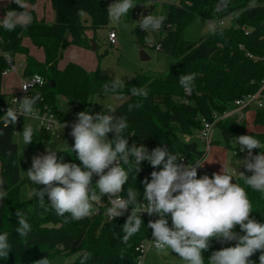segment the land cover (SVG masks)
I'll use <instances>...</instances> for the list:
<instances>
[{
    "label": "trees",
    "instance_id": "obj_1",
    "mask_svg": "<svg viewBox=\"0 0 264 264\" xmlns=\"http://www.w3.org/2000/svg\"><path fill=\"white\" fill-rule=\"evenodd\" d=\"M55 20L48 23L39 18L34 9L36 0H27L30 8L26 11L32 16L27 27L17 26L14 31H6L0 26V190L7 193L0 202V234L7 232L11 251L7 258H0V264H36L47 258L49 264L61 255H75L68 264H82L85 253L88 260L84 264H138L140 243L152 235L147 221L139 232L124 243L122 230L128 217H117L108 221L102 216L72 220L69 214L59 217L53 210L41 208L37 197L28 200L20 197L21 171L18 159L19 147L14 141L16 126H5L4 115L10 107V96L2 90L3 71L8 67L7 56L13 60L17 55L25 56L24 77L40 74L44 84L34 88L28 95L40 96L34 108L50 111L65 122L58 103V96H64L74 104L75 116L81 111H90L93 98L97 94L123 95L126 98L113 116L126 118L128 127L123 135L127 137L129 147L143 145L149 153L156 147L166 148L179 158L185 157L188 162L196 163L203 156L204 150L196 138L186 141V135H195L203 127V120L213 121L215 115H221L234 107L236 99L250 93H256L264 78V0H178L163 3L155 16L166 19L159 31H143L138 23L141 17L134 18L137 26L134 33L141 50L150 39V33L157 32L158 43L168 62L176 60L177 65L169 68L165 76H156L150 72L136 73L123 88L111 90L114 80L100 70L89 71L75 62H69L64 68L59 67L63 52L68 44L91 48L95 32L109 24L107 9L110 4L105 0H50ZM146 0H133L135 5ZM11 9L24 11L19 5L11 2ZM83 13L82 15L80 13ZM133 12V9H132ZM89 17H87V16ZM196 17L205 20H230V25L217 30L208 37L192 41L184 38V28ZM93 31L94 37L88 35ZM70 33V41L67 33ZM29 38L34 45L42 48L45 60H38L24 43ZM157 43V44H158ZM195 73L194 87L191 94L185 92L179 83L181 75ZM109 91L105 92V85ZM145 88L147 98L131 95V88ZM139 104V107H135ZM129 105H133L129 110ZM254 124L262 128L254 132L247 129L245 119L225 118L217 122L229 151L239 149L235 137L252 135L264 144V108L255 110ZM73 125V123L71 124ZM215 127V128H216ZM39 136L49 139L52 132L41 130ZM33 134L30 150L34 151ZM108 138H114L109 133ZM214 142V141H213ZM202 144V143H201ZM74 142L58 154L65 163H76V154L71 151ZM262 149H253V156ZM178 160L177 163H180ZM82 166V165H81ZM163 165L153 168L148 161H142L141 171L129 173L121 196L127 199V190L132 188L139 195L137 203L143 199L144 181L151 180L153 171L162 170ZM213 170L198 174V177H212ZM246 176L252 175L243 167ZM95 175L93 176V183ZM235 183L244 187L252 203L250 218L264 223V193L256 192L247 186L239 176ZM39 187V186H34ZM43 187V186H40ZM47 200V196H45ZM133 204L130 206L137 205ZM21 211L27 217L32 231L27 237H21L16 228ZM240 235L237 225L234 229ZM236 241L220 243L213 239L207 251L203 252L204 264L214 251L235 246ZM260 252L250 259L259 264Z\"/></svg>",
    "mask_w": 264,
    "mask_h": 264
},
{
    "label": "clouds",
    "instance_id": "obj_2",
    "mask_svg": "<svg viewBox=\"0 0 264 264\" xmlns=\"http://www.w3.org/2000/svg\"><path fill=\"white\" fill-rule=\"evenodd\" d=\"M12 3L24 9L22 12L10 10L5 18L0 20V26L6 31H14L17 26L27 27L32 22V16L26 11L27 0H11ZM136 5L133 0H115L107 12L109 20L119 23ZM83 14L82 12L80 13ZM166 17L153 14L142 17L138 26L143 31H159ZM214 32L215 25L209 24ZM149 45L154 41L148 39ZM159 47V45H157ZM196 74L181 75L179 83L186 93L191 94ZM36 80H40L37 76ZM25 85V90L27 89ZM111 90L123 88L120 78L113 80ZM109 85H105V92ZM131 95L147 98L145 88L132 87ZM40 99L39 95L25 96L17 101L18 107H9L4 115V124H16L20 116H33L34 106ZM136 104L135 107H139ZM133 105H129L131 110ZM116 107L105 105L104 111L90 114L81 111L77 114V122L72 125L70 135L74 138L71 149L76 154V163L58 161L57 151L48 148L47 154L34 156L31 168L26 171L27 179L34 187L31 195L37 197L39 206L53 210L59 217L69 214L72 220H81L94 214V204L108 196L111 206L107 207L106 215L115 219L124 215L130 205L137 203L139 193L129 188L127 199L121 197L124 185L129 179V173L141 171L142 161H148L153 168L163 165L162 170L153 171L151 180H145L143 199L140 207L132 208L122 227V240L129 239L139 232L143 220L140 213L149 216L156 214L159 219L150 221L148 228L152 229L155 248L160 252L170 249L184 264H204L203 252L207 251L210 242L215 239L220 243L236 241L235 246L214 251L208 258L209 264H255L250 258L260 252L259 264H264V223L250 218L252 203L247 191L237 183H233V175L225 170L213 173L212 177L203 175L199 178L197 169L203 166L177 163L179 158L166 148L156 147L150 153L143 145L133 144L129 147L128 139L123 135L128 127L126 118L115 117ZM63 128L66 125H62ZM114 133L109 139L108 134ZM34 129L31 125L23 127L22 137L25 145L33 142ZM239 150H247L248 157L239 161L246 171L252 175L239 173L247 186L256 192L264 193V151L253 156V149L264 150V144L252 135L235 137ZM82 165V166H81ZM99 177L93 188V176ZM3 181L0 180V185ZM43 186V187H40ZM98 190V191H97ZM7 193L0 190V202ZM47 196V200L45 199ZM18 217L17 233L27 237L32 231L27 217L21 211H16ZM171 217V227L167 217ZM239 226L243 235L234 231ZM9 234H0V258H7L11 251ZM85 253L82 264L88 260ZM36 264H49L47 258Z\"/></svg>",
    "mask_w": 264,
    "mask_h": 264
},
{
    "label": "rangeland",
    "instance_id": "obj_3",
    "mask_svg": "<svg viewBox=\"0 0 264 264\" xmlns=\"http://www.w3.org/2000/svg\"><path fill=\"white\" fill-rule=\"evenodd\" d=\"M167 2H178V0H146L145 5L150 7L154 13H159L163 3ZM35 7L37 15L40 18H45L48 23H53L55 12L50 0H36ZM0 8L1 11L5 10L8 12L12 10L9 4L1 5ZM209 24L215 25L214 32L210 29ZM229 25V19L221 22L219 20H205L196 17L184 28L183 34L185 39L196 41L202 37H208L217 30ZM136 26L137 21L133 16L132 10H130L121 18L119 23H113L109 20L107 27L98 29L95 32V40H93L91 48H83L68 44L63 52V60L64 62L73 61L79 63L89 71L100 70L114 79H122L123 82L129 81L133 74L141 72H150L156 76H165L169 68L177 65V61L171 60L168 62L166 53L156 47L158 43L157 32L150 33V39L153 40L154 43L145 45L143 48L150 59L142 60L140 55L141 48L137 43V37L133 31ZM110 31H114L117 36L115 44H111L108 41ZM88 35H90L91 38L94 37L93 31H88ZM66 37L70 41L71 36L69 32ZM24 41L27 46H30L31 53L38 60L41 61L40 58L42 55L45 59L44 50L42 48L34 45L27 37ZM60 61H62V59ZM14 63L17 70L11 71L3 76L2 83V90L8 92L10 95L17 93L21 88V79L24 77L25 70V56L21 54L15 56ZM109 97L113 96L103 94L95 95L89 113L92 115L101 113L104 111V104L112 105L108 100ZM117 97H122L124 100L127 98L123 95H118ZM58 103L62 116L66 121L62 122L59 127L54 129L51 138L45 140L39 136L42 128L32 116L22 117L20 124L15 130L14 141L19 147L18 159L21 171L20 197L22 200H28L33 197L31 192L35 185L31 184L26 174V171L31 168L33 157L47 154L48 148L57 151L58 156L63 149L74 142V138L70 135L71 131L69 130V125L77 122V117L74 113L75 106L71 101L61 95L58 96ZM256 108L257 106L254 105L253 108L245 114L244 119L249 132H258L262 130L260 126L257 127L254 124ZM109 114L112 115L113 113ZM63 124L66 125L64 128L62 126ZM27 125H31L34 129V133L38 135L35 141L34 151L30 150V144L25 145L23 142L22 131L23 127ZM197 133L198 131L195 135ZM213 140L214 142L205 159L206 165L215 173H222V170L235 171L232 181L235 183L240 176L239 173L243 172L244 167L242 164L240 165L239 161L245 160L247 158L246 155H235L233 151H229L226 148L225 140L219 127H216L214 130ZM199 143L203 148L201 142ZM74 258L75 255L69 257L61 255L53 260V264H68L72 262ZM144 264H184V262L175 253H172L170 249L165 252L152 249L145 257Z\"/></svg>",
    "mask_w": 264,
    "mask_h": 264
},
{
    "label": "built area",
    "instance_id": "obj_4",
    "mask_svg": "<svg viewBox=\"0 0 264 264\" xmlns=\"http://www.w3.org/2000/svg\"><path fill=\"white\" fill-rule=\"evenodd\" d=\"M105 1L109 2V3L115 2V0H105ZM150 14H153V10L150 7H147L145 5V3H139L133 8V15H135L136 17L142 18V17L150 15ZM2 19H3V17L0 16V20H2ZM116 38H117V36H116L115 32L110 31L108 39H109L111 44L116 43ZM157 45H159V47H157V46L156 47L158 49H161V44L158 43ZM7 61H8V67L3 71V76L7 75L11 71L17 70V67L14 63V60L10 56H7ZM37 76L40 78L39 81L36 80ZM43 84H44V78L40 74H34L33 76L27 77V78L24 77L21 80L20 90L17 93L10 96V107L17 108L18 107L17 101H21L23 99V97L28 96L29 93L34 88H36L38 86H42ZM25 85L28 86L26 90L24 88H22ZM254 105L257 106L256 109L264 108V78L262 79L260 89L256 93L246 94V95L236 99L234 102L233 108H231L230 110L226 111L225 113H223L221 115H215L213 121L203 120V127L198 131V133L196 135H186L185 136L186 141H190L191 139L196 138L203 145V150H204L203 156L201 157V159L199 161H197L203 167L197 169V174L207 172L209 170L205 166V159H206L208 152L211 149L212 143L214 141L213 135H214V130H215L217 122L222 120V119H225V118H236L237 120H242L245 118L246 112L251 110ZM22 117L23 116H20L18 118L17 123L14 124L16 127L20 124ZM32 117H34L37 120V122L39 123V125L41 126V128L47 132H53L55 128L59 127L62 124L58 115L56 113L50 112V111H41L40 109L34 108V115ZM69 130L72 131V125L71 124L69 125ZM233 152L235 155L245 154L246 157H248L247 150L241 152L238 149V150H234ZM182 159L183 160H181L180 163H182L184 165H187V164L195 165L197 163V162L196 163H190V162H188V160L185 157H183ZM228 172H230L233 175V179H234L235 171H233V172L228 171ZM98 178L99 177L95 176L93 188H95V182L98 180ZM121 197H123V196H121ZM144 202H145L144 199L140 200L137 203V205L130 206L128 208V210L124 213V215L119 216V217L130 216L132 208L138 209L140 207V203H144ZM108 206H111V205L109 203V198L106 195V196L101 198L100 202L94 204L95 212L89 218H95V217L102 216L105 219H107L108 221L113 220V219H110L106 215ZM140 217L144 218L148 224L150 221H155L156 219H159L158 215L153 214V215L149 216L146 212L140 213ZM167 219L169 221V227H171L170 215L167 217ZM152 249L157 250L154 246L153 237L151 235L148 239L142 241L137 248V250L140 252L138 264H144L145 257L147 256L148 252Z\"/></svg>",
    "mask_w": 264,
    "mask_h": 264
},
{
    "label": "crops",
    "instance_id": "obj_5",
    "mask_svg": "<svg viewBox=\"0 0 264 264\" xmlns=\"http://www.w3.org/2000/svg\"><path fill=\"white\" fill-rule=\"evenodd\" d=\"M4 4H9V5H11V0H0V6L1 5H4ZM29 6V5H28ZM2 7H4V6H2ZM28 8H30V6L28 7ZM1 9V8H0ZM34 9L36 10V7L34 6ZM37 12V11H36ZM6 13H7V11H5V10H3V11H1L0 10V16L1 17H3V18H5V16H6ZM40 18V17H39ZM55 20V19H54ZM54 22V21H53ZM108 41H109V39H108ZM32 42V41H31ZM110 42V41H109ZM24 43H25V41H24ZM25 45H27L26 43H25ZM28 47H29V49H30V52H31V48H30V46L28 45ZM44 56H45V53H44ZM41 61L44 59L43 58V55L41 56ZM64 56H63V58H62V61H60V63H59V67L60 68H64L69 62H73V61H66V62H64ZM45 60V59H44ZM43 60V61H44ZM76 63V62H75ZM79 64V63H78ZM81 65V64H80ZM82 66V65H81ZM84 67V66H83ZM136 75V73L135 74H133L132 76H131V78L130 79H132L134 76ZM24 78V77H23ZM22 78V79H23ZM21 79V80H22ZM4 92V91H3ZM4 93H6V94H9L8 92H4ZM105 95H107V96H113V97H109V101H110V103L112 104V105H114L116 108L122 103V102H124V98H122V97H117L118 95H108V94H105ZM9 96H12V94L10 95L9 94ZM112 98V99H111ZM115 113V112H114ZM114 113L112 114V115H114ZM258 127V126H257ZM205 166L208 168V169H210L207 165H206V162H205Z\"/></svg>",
    "mask_w": 264,
    "mask_h": 264
},
{
    "label": "water",
    "instance_id": "obj_6",
    "mask_svg": "<svg viewBox=\"0 0 264 264\" xmlns=\"http://www.w3.org/2000/svg\"><path fill=\"white\" fill-rule=\"evenodd\" d=\"M140 55H141L142 60L150 59V57L146 54V52L143 49L140 51Z\"/></svg>",
    "mask_w": 264,
    "mask_h": 264
}]
</instances>
